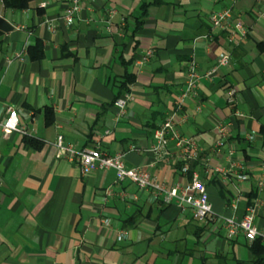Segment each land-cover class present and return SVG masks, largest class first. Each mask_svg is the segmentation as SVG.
I'll list each match as a JSON object with an SVG mask.
<instances>
[{"label":"crops","instance_id":"0c3cea01","mask_svg":"<svg viewBox=\"0 0 264 264\" xmlns=\"http://www.w3.org/2000/svg\"><path fill=\"white\" fill-rule=\"evenodd\" d=\"M153 2L84 0L70 25L64 20L70 0H33L21 11L0 0V120L15 109L38 143L0 129V264H217V254L252 259L250 242L242 233L229 240L221 217L241 220L256 207L254 225L264 233V0H160L131 38L143 5ZM227 8L247 31L241 44L228 43L230 28L210 24L212 14ZM110 11L117 15L110 18ZM37 47L43 57L31 59L29 50L37 57ZM222 53L231 58L229 68L206 77ZM191 61L201 78L179 130L200 151L194 169L207 187L213 221L199 223L191 211L164 205L130 183L117 186L113 172L83 174L57 158L63 136L77 150L124 153L129 169L147 170L161 184L191 180L181 174L174 143L166 162L151 152L154 131L176 108ZM126 73L136 82L121 118L113 102ZM46 109L53 112L51 125ZM221 124L229 125V138L219 150ZM111 187L128 200H107ZM138 214V223L124 229L123 221ZM124 230L129 239L120 242Z\"/></svg>","mask_w":264,"mask_h":264},{"label":"built area","instance_id":"2783aa9c","mask_svg":"<svg viewBox=\"0 0 264 264\" xmlns=\"http://www.w3.org/2000/svg\"><path fill=\"white\" fill-rule=\"evenodd\" d=\"M84 0H70V7L67 9L64 20L68 24H73L75 17L82 10ZM116 11H110V18L116 16ZM122 26H125V19L121 21ZM210 24L213 29L229 30L227 41L230 44H241L247 38V31L240 20H236L231 8L224 9L210 16ZM152 57V52H149L143 62L148 61ZM231 58L229 54L222 53L218 57L216 67L206 75L212 76L218 70L228 69ZM188 73L185 78V85L182 93L176 102V108L167 116L165 121L158 126L154 131V141L151 152L156 157L158 162H166L171 156L170 144L174 143L176 155L180 163L181 174L185 177L191 173V180L185 184H179L175 187H170L161 184L157 178L144 169H129L125 164V154L117 153L109 155L102 152L99 148L77 150L73 145L67 144L63 136H59L56 141L57 158L66 159L71 163L77 164L83 174H91L97 171L113 172L116 177V185L124 186L127 183L134 185L140 192L149 193L156 201H160L164 205H172L175 203L183 211H191L193 217L199 223H207L213 221L215 213L210 202V196L204 182L193 169L196 161L200 156V151L195 141L187 139L180 133L179 120L187 100L195 94L197 85L200 80L198 73V65L195 61H191L188 66ZM236 90L232 89L229 96L233 97ZM133 99L131 93L117 100L114 106L119 110L121 118L126 116L127 104ZM0 129L5 136L12 134H21L24 137L29 136V132L22 128L19 123L18 113L15 109H8V116L0 120ZM218 140L216 148L221 150L226 147L229 138V125L221 124L216 128ZM228 161L232 162L234 152L228 151ZM233 166L238 170H243L241 165L233 163ZM240 181L247 180L245 174L237 175ZM264 179V172L262 174ZM260 187L263 182H260ZM119 198L122 201L128 200V194L122 190L108 188L106 190V199ZM256 207L248 208L246 215L241 220H235L231 217H221V221L227 233L229 240L235 239L240 233L245 238L252 242L256 238L264 240V233H260L254 225ZM105 224L109 226L110 221L106 220ZM129 239L128 231H120L117 234V240L122 242Z\"/></svg>","mask_w":264,"mask_h":264},{"label":"trees","instance_id":"16d2710c","mask_svg":"<svg viewBox=\"0 0 264 264\" xmlns=\"http://www.w3.org/2000/svg\"><path fill=\"white\" fill-rule=\"evenodd\" d=\"M2 1L6 8L21 11V10H25L29 8V5L33 0H2ZM161 4L162 3L160 2V0H155V2L153 3L143 5L141 17L136 18L134 21V24L131 26V28L133 27L130 33L131 38L134 39L136 34L143 28L144 18L148 16L149 9L153 6H159ZM126 24L127 25L125 26L124 30L128 32L130 31V26H129L130 24H128L127 19H126ZM36 49L39 55L35 57L34 54H32V51L29 50L30 56H31V59L39 60L43 57V54L41 52H38V49H40V47H37ZM129 64H131V62L126 64V66H128ZM135 82H136L135 74L126 73L124 77H122V80L119 83L120 94L115 98L113 105L120 98L124 97L127 94H130L131 92L130 87L134 85ZM52 113L53 112L50 109L45 110L48 125H51L53 123ZM26 139H27V142L31 144V146L38 147V143H36L31 137H27ZM189 176L190 177L192 176L191 173L189 174ZM139 220H140L139 214L134 215L123 221V228L124 229L132 228L138 223ZM198 231L199 233L196 234L197 240L201 238L200 234H203L204 230L200 228ZM248 249L252 256V259L249 261L239 260L236 258H230L229 256L223 255V254H217L216 255L217 264H264V240L262 238L259 237V238H256L254 241L250 242Z\"/></svg>","mask_w":264,"mask_h":264}]
</instances>
